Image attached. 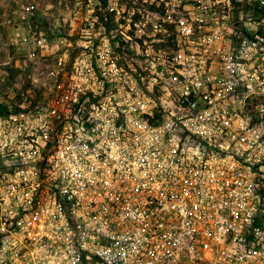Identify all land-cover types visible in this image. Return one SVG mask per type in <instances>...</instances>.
Returning a JSON list of instances; mask_svg holds the SVG:
<instances>
[{
  "label": "built area",
  "instance_id": "built-area-1",
  "mask_svg": "<svg viewBox=\"0 0 264 264\" xmlns=\"http://www.w3.org/2000/svg\"><path fill=\"white\" fill-rule=\"evenodd\" d=\"M155 4L176 52L5 113L0 264H264V0Z\"/></svg>",
  "mask_w": 264,
  "mask_h": 264
},
{
  "label": "rangeland",
  "instance_id": "rangeland-1",
  "mask_svg": "<svg viewBox=\"0 0 264 264\" xmlns=\"http://www.w3.org/2000/svg\"><path fill=\"white\" fill-rule=\"evenodd\" d=\"M155 1L0 0V179L10 163L9 138L19 135L21 121L17 115L11 123L5 113L34 108L56 84L86 85L88 70L110 74L120 67L122 52L134 58L156 51L154 45L172 35L158 36L162 17ZM142 36L151 40L140 44ZM167 45L166 52L177 51L172 40ZM215 47L206 45L208 51Z\"/></svg>",
  "mask_w": 264,
  "mask_h": 264
},
{
  "label": "trees",
  "instance_id": "trees-1",
  "mask_svg": "<svg viewBox=\"0 0 264 264\" xmlns=\"http://www.w3.org/2000/svg\"><path fill=\"white\" fill-rule=\"evenodd\" d=\"M162 26H163L162 27L163 31H165V33H168V34L173 33L174 34L173 26H170L168 24H163ZM158 36H162V34H159ZM173 39H174V35H172L171 38H169V37L168 38H164V40H163L164 42H161V43H159L157 45H154V50H158L159 48L166 49L168 47V45H167L168 41L169 40H173ZM145 40L146 41H150L151 39H149L148 37L142 36V39L139 40V43L142 44Z\"/></svg>",
  "mask_w": 264,
  "mask_h": 264
},
{
  "label": "flooded vegetation",
  "instance_id": "flooded-vegetation-1",
  "mask_svg": "<svg viewBox=\"0 0 264 264\" xmlns=\"http://www.w3.org/2000/svg\"><path fill=\"white\" fill-rule=\"evenodd\" d=\"M246 93L249 95L248 92H246ZM250 94H252V92H250ZM254 104H255V102H254L253 100H249V101L247 102V106H254Z\"/></svg>",
  "mask_w": 264,
  "mask_h": 264
}]
</instances>
